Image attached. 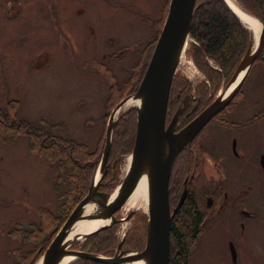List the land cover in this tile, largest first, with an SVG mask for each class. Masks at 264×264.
<instances>
[{
	"label": "rangeland",
	"instance_id": "374dc122",
	"mask_svg": "<svg viewBox=\"0 0 264 264\" xmlns=\"http://www.w3.org/2000/svg\"><path fill=\"white\" fill-rule=\"evenodd\" d=\"M169 3L170 0H0V116L13 110L17 112L16 118L40 126L54 135L85 144L91 153H98L101 147L96 172L105 146L110 114L128 92V89L124 90L121 98L115 97L109 103V98L113 96L110 85L127 81L138 57L154 46ZM250 32L253 46L255 37ZM190 42L189 39L176 74L193 87L206 84L208 100L212 102L235 69L228 77L222 76L218 83L212 78L207 81L187 55ZM208 64L217 69L212 62ZM178 96L169 104L166 125L187 96L190 97L189 107L179 118L183 123L191 121L208 106L194 92ZM263 105L264 65L257 63L252 65L226 113L233 111L236 120L241 123L259 112ZM134 107L125 106L116 116L110 151L116 147L118 134H124L125 123L129 119L133 121L135 137ZM188 114H191L189 119ZM246 141H250L253 147L263 144L264 126L250 132ZM197 143L208 152V129ZM131 148L130 152L120 155L116 172L110 173L116 175L117 183L102 190L106 188L103 183L109 173L106 163L107 171L99 191L115 192L126 174ZM254 158L257 162L255 155ZM207 159L208 154H201L198 159L206 177ZM232 163L229 162L230 183L242 178L254 180V172L247 165ZM252 170L256 171L254 167ZM55 175L49 164L30 149L26 138L7 144L0 137V264H15L20 251L32 248V245L19 239V235H12L13 230L38 224V212L42 210L56 213L52 184ZM174 191L170 193L171 207L177 203L181 192L178 190L175 194ZM245 191L240 197L245 195L246 199H259L250 201L257 207L258 216L246 224L244 236L239 238L238 263L264 264V190L260 192L261 197L252 191ZM198 192L203 206H207L208 186L202 184ZM145 207L131 209L124 205L115 214L118 222L112 226L117 231V244L125 234L123 250L139 252L144 248L148 220ZM130 211L134 212L132 218L123 224L121 220ZM236 215L228 206L225 215L210 228L208 223L200 225L194 248L188 257L189 264H231L225 238L227 234L234 235L239 231ZM73 249L80 250L78 246ZM43 252L34 264L38 263Z\"/></svg>",
	"mask_w": 264,
	"mask_h": 264
},
{
	"label": "water",
	"instance_id": "95a60500",
	"mask_svg": "<svg viewBox=\"0 0 264 264\" xmlns=\"http://www.w3.org/2000/svg\"><path fill=\"white\" fill-rule=\"evenodd\" d=\"M195 4L196 0H170L166 18L137 90L122 99L110 114L105 146L91 186L45 248L40 258L41 264H72L77 260H89L98 264H169L170 226L186 195L185 189L178 205L171 212L169 179L174 161L208 122L237 96L264 46V24L260 22L261 30L257 41L247 48L222 91L184 127L175 131L178 118L188 107L190 97H185L166 125L168 98L172 81L189 42ZM228 7L243 23L235 11ZM245 27L251 30L246 25ZM130 101H138V105L134 107L136 130L127 171L114 193L101 192L98 189L107 171L106 163L117 122L116 116ZM143 178L148 180V220L144 248L139 252L123 250V233L112 257L72 249L78 241L86 240L116 224L118 220L115 214L125 205ZM88 206L92 210L86 213ZM133 213L130 211L121 222L126 224ZM90 220H100L102 224L77 233V225Z\"/></svg>",
	"mask_w": 264,
	"mask_h": 264
},
{
	"label": "trees",
	"instance_id": "16d2710c",
	"mask_svg": "<svg viewBox=\"0 0 264 264\" xmlns=\"http://www.w3.org/2000/svg\"><path fill=\"white\" fill-rule=\"evenodd\" d=\"M234 1L244 11L264 24V0ZM189 37L191 42L187 55L203 72L207 81L212 78L213 82L217 83L222 76L228 77L233 72L247 48L252 45L251 32L244 27L223 0H196ZM154 46L147 48L144 54L138 57L139 60L132 70V77L130 76L128 84L129 79L118 83V85L115 83L110 85L113 96L109 98L110 100L108 99L109 103L115 97L121 98L126 89L128 92L125 97L137 90ZM209 61L217 69H213L208 64ZM257 63L264 65V46L254 64ZM192 92L200 96L201 102H205V106L208 105L210 100H208L206 84L203 87L199 85L193 87L183 77L175 74L169 92L167 112L170 102L176 101L178 95ZM16 113V111L10 110L8 114L3 117L0 116V137L4 138L7 144H12L13 141L23 137L26 138L30 149L38 157L44 159L49 164L50 169L56 173L52 181L54 201L57 206L56 213L54 214L47 209L42 210L38 212L40 219L38 224H30L27 228H17L12 231V235L15 234V237L19 235V239L32 245L30 250L20 251L21 253L17 254L18 261L16 260L15 264H34L74 207L87 194L100 157L101 147L97 150L98 153H91L85 144L49 133L40 126L16 118ZM134 138V124L132 119H129L125 123L124 134L121 136L118 134L116 147L110 151L107 162L109 173H107V177L105 176L106 179L104 178L103 183L106 188L102 190L112 188L117 183L116 175L110 173L111 171L116 172L120 155L130 152ZM189 162V170L192 173L196 169V161L189 159ZM180 186L181 180L175 184V194ZM198 188L197 185L191 191L178 214L172 219L169 264H189L188 257L194 248L193 243L200 231V223L205 212L202 200L199 198ZM116 232L115 226L108 227L81 244H74L72 249L78 246L80 251L111 257L117 245ZM72 264L98 263L89 260H77Z\"/></svg>",
	"mask_w": 264,
	"mask_h": 264
},
{
	"label": "flooded vegetation",
	"instance_id": "af4514ba",
	"mask_svg": "<svg viewBox=\"0 0 264 264\" xmlns=\"http://www.w3.org/2000/svg\"><path fill=\"white\" fill-rule=\"evenodd\" d=\"M231 103L223 111L211 119L194 141L189 146H186L176 157L169 179V200L171 190H175V185H173V183L177 184L182 177L183 180L181 181L179 189L181 192L178 196L177 203L174 207H171L170 202L169 205L172 212L178 205L185 189L186 195L183 203L197 185L199 187L198 189L201 188L202 184L208 186V192L206 194L207 206H204L205 212L200 225L203 223L206 225L208 223L207 227L210 228L223 215H225L228 206H230L234 213L238 215L236 226L239 231L237 230V233L234 235L227 234L225 242L231 264H239L237 243H239L240 239L244 236L246 224L249 221L253 222V219L255 220L258 216L257 207L250 203V201L253 202L259 200H251L250 198L246 199L244 198L245 195L242 197H240V195L246 193L245 190L252 191V193L260 195V192L264 190V143L253 147L250 141H246V137L250 132H254L257 128L264 126V105L259 112L253 113L251 117L246 120L243 119L240 123L238 119L236 120L233 111H230L229 114L226 113L227 108L231 105ZM194 111L195 108L193 109V112ZM193 112L191 111V114H193ZM191 114L187 115V119H189L188 117ZM179 118L175 131H179L189 122L183 123ZM207 129L208 152L205 150L203 145L197 143V140L207 131ZM201 154H208V159L205 161V165H208L207 177L204 174L205 170L200 168L201 163L198 162L199 155ZM254 155L257 162H254L253 160L255 159ZM189 159L196 161V169L192 173L189 170ZM229 162H233L234 164L243 163L247 165L250 170L254 172V180L249 181L246 178H242L230 183L228 180L230 173ZM252 167H254L256 171L252 170ZM174 174L176 178L174 177ZM262 204L264 205V201Z\"/></svg>",
	"mask_w": 264,
	"mask_h": 264
},
{
	"label": "bare ground",
	"instance_id": "6f19581e",
	"mask_svg": "<svg viewBox=\"0 0 264 264\" xmlns=\"http://www.w3.org/2000/svg\"><path fill=\"white\" fill-rule=\"evenodd\" d=\"M228 6L232 8V10L235 11V13L242 19L244 25H246L248 28L251 29L252 32H254L255 35V41H257L259 32L261 30V24L258 22L253 16L248 14L246 11H244L241 7H239L233 0H226ZM138 101H130L127 103V107L131 106H137ZM148 180L146 178H143L140 180L139 184L137 185L134 192L131 194V196L126 201L125 205L130 207L131 209L140 207V206H146V214H148ZM92 207L88 206L86 208V213L91 212ZM102 224V221L100 220H90L86 222H82L77 225L76 231L77 233H82L89 231L97 226ZM41 264V260L37 263ZM134 264H140V263H134Z\"/></svg>",
	"mask_w": 264,
	"mask_h": 264
}]
</instances>
